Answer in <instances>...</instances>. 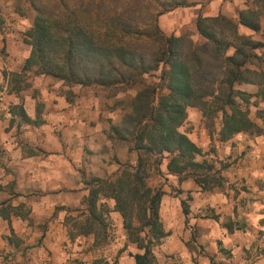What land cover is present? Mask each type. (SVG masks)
Segmentation results:
<instances>
[{
  "label": "trees",
  "instance_id": "obj_1",
  "mask_svg": "<svg viewBox=\"0 0 264 264\" xmlns=\"http://www.w3.org/2000/svg\"><path fill=\"white\" fill-rule=\"evenodd\" d=\"M133 2L56 0L53 8H37L28 40L24 41L29 55L20 73L9 74V93L20 100L10 111L29 121L22 108L25 89L17 85L29 74L52 77L70 88L135 91L130 111L118 126H110L108 138L130 142L137 153L136 164L126 163L113 179L95 183L86 199V212L79 216L83 220L69 218L66 227L71 240L92 235L96 246L105 233V215L109 212L98 202L102 198L113 200L112 211L121 216L128 242L142 251L129 254L134 264H157L153 248L165 236L159 217L163 192L149 183L160 171L162 161L167 159V172L179 182L192 179L202 191L220 188L224 182L222 169L213 172L214 164L179 131L187 109L198 108L202 119L210 122L220 114L221 142L238 134H260L248 110L252 97L264 101V43L240 34L238 29L241 26L264 39L260 26L264 0H256V7L238 12L237 23L222 15L198 16L195 26L204 39L201 44L185 41L182 36H166L159 26L161 16L189 7V0H153L154 11ZM229 50L232 54L225 55ZM257 50H262L261 56ZM155 71L160 72L158 80L165 91L160 96L159 85L146 82ZM243 84L256 85L259 90L252 95L235 89ZM30 96L35 97L36 92ZM181 208L187 217L189 211L183 201Z\"/></svg>",
  "mask_w": 264,
  "mask_h": 264
},
{
  "label": "crops",
  "instance_id": "obj_2",
  "mask_svg": "<svg viewBox=\"0 0 264 264\" xmlns=\"http://www.w3.org/2000/svg\"><path fill=\"white\" fill-rule=\"evenodd\" d=\"M189 3L160 17L161 28L167 17L164 34L180 35L186 29L196 33L197 17L218 16L222 7V16L237 23L238 12L251 8L246 0H211L203 7L197 0ZM16 25L14 30L21 29L20 22ZM260 26L264 28L261 19ZM13 37L0 36L10 74L20 73L29 55L24 42ZM5 85L12 88L8 79ZM8 89L10 117L0 110V264H80L79 240L85 237L71 240L66 220L82 216L94 184L113 179L126 163L135 165L137 153L130 144L108 138L110 126L119 124L102 120L110 116L86 88L34 77L31 89L36 96L26 94L22 101L28 122L11 113L20 100ZM235 89L252 95L259 90L252 84ZM191 110L188 125L194 130L185 134L204 153L211 140L197 138V114ZM255 123L264 128V116ZM217 134L214 152L204 154L208 161L224 165L222 187L202 191L192 179L179 182L166 164L160 166L168 180L153 186L163 192L159 217L165 236L153 248L157 264H264V135L238 134L221 142ZM101 203L120 235L109 251L120 253L119 264H134L127 252L118 250L127 242L121 216L112 211L114 201L102 198ZM87 237L93 243L94 237Z\"/></svg>",
  "mask_w": 264,
  "mask_h": 264
},
{
  "label": "rangeland",
  "instance_id": "obj_3",
  "mask_svg": "<svg viewBox=\"0 0 264 264\" xmlns=\"http://www.w3.org/2000/svg\"><path fill=\"white\" fill-rule=\"evenodd\" d=\"M127 1L129 2L131 0H127ZM197 1L200 2L203 7V6L208 5L211 0H197ZM255 1L256 0H246V3L249 7L254 8L256 7V4L254 3ZM133 3H135L136 5L139 4L141 9L151 10V11L156 10V6L153 3V0H135V2ZM55 4H56V0H0V36L4 38L5 35L11 34L12 36H14L13 39L18 38L19 40H22L23 42L25 40H28L27 34L32 28L33 19L36 15V9L37 8H43V9L53 8L55 7ZM221 10L219 11V15L221 14ZM224 10H226V8ZM228 13H232V12H228ZM199 16L203 17L202 15H199ZM227 18L234 22L232 17H227ZM163 19H164V24L162 23V28L159 22V26H160L162 33H164L165 27L168 26L167 17L165 18L163 17ZM260 19L264 24V16H262V18ZM17 21L20 22V25L18 26H20L21 29L14 30V27L17 26L16 25ZM238 31L240 34L246 35L254 41L264 43V39L262 38L261 34H253L243 29H238ZM171 35L176 36V37L182 36L185 39V41L191 40V42H193L194 44H201L204 42V39L201 38L197 34V32L193 33L189 29L181 30L180 35H176L174 34V32L171 33ZM166 36H169V35H166ZM3 41L4 40H1L0 38V89L3 88L4 86H7L5 85L7 82V79L10 80V76H9L10 71H8L9 69L5 65V58L8 55V52L3 47L4 46ZM25 49H27L28 51L30 50L29 46L26 44H25ZM145 51L147 53L146 49ZM152 51L153 49L151 48L150 50H148V53H151ZM232 52H233L232 50H229L226 52L225 55H231ZM255 53L258 56H261L262 50L260 51L257 50ZM159 76H160V72L155 71V72H151L150 75L146 77V82L148 84L159 85L157 96H160L165 93V91L160 86L161 83L158 80ZM33 78L34 77L32 76V74H29V75L24 76L22 78L23 80L21 79L19 80V82H17V85H20L21 87L25 89L23 94H28V95L33 94L34 90L31 89ZM25 86H29V87H27L26 89ZM7 89H8V86H7ZM86 90L92 92L95 96H97L100 99V104L102 106L103 111H105L107 115L110 116L109 119L105 117L102 118L103 121L108 122V125H110L111 121L116 122V125L120 124L124 114L130 111V102L135 94L134 90L116 91V89H113V90L104 91L98 87H87ZM250 102H251V105L249 106L248 117L258 127V129L260 130V134L264 135V128L259 126L257 123H255L257 119H262V117L264 116V101H257L255 98V99H251ZM190 109H192L197 114V117H194L196 120H193V122L197 124L196 132H195L197 138L199 139L201 136H207L211 140V142L209 143L204 153L206 154L213 153L215 150L213 147L214 146L213 136L217 134L216 131L218 129L220 130L221 115L220 114L216 115L210 122L208 120L206 121L202 119L201 111L198 108H188L186 120L183 126L179 129V131L184 134L192 133V131L194 130V126L188 125V122H190L189 121ZM209 124H212V125L208 127ZM246 135L251 136L254 134H246ZM125 143L126 145L130 144V142H125ZM203 158L207 160L205 158V154L203 155ZM203 158H198L197 160L200 161ZM208 162L214 164L215 167L212 170L213 172L218 171V169H222L224 166L222 163L215 164L212 161H208ZM165 164H167V159H164L162 161L161 166L163 167ZM163 178L164 176L160 173V171L157 173H154L151 177L149 185L151 187L160 186L162 183V181L160 182V180H162ZM164 180L167 181L168 179L164 178ZM153 188L157 189V187H153ZM107 217L108 216L106 214L105 215V224H106L105 233H103V235L100 237V239L98 240V244L96 246L94 245V241L93 243H91V240H90L91 238L85 237L84 239L79 240L80 242L79 243L80 244L79 254L82 255L81 260L79 261L80 264H95V262H98V261L108 262L110 264L112 263L119 264L118 257L120 253L114 255L112 254V252L109 251L108 247L112 243L120 242V235L117 232L118 229L114 226L115 224L114 220L107 218ZM79 220H83V218L79 217ZM122 229H123V234L125 235L127 243L123 244L121 240L122 243L119 244L118 250H120V252L125 251L127 252V254H136V253L142 254V251L136 248V244L128 242L126 232L123 228V225H122Z\"/></svg>",
  "mask_w": 264,
  "mask_h": 264
},
{
  "label": "built area",
  "instance_id": "obj_4",
  "mask_svg": "<svg viewBox=\"0 0 264 264\" xmlns=\"http://www.w3.org/2000/svg\"><path fill=\"white\" fill-rule=\"evenodd\" d=\"M7 95V88L3 87L0 89V110L4 111L5 114L10 117L9 115V105L5 102V97Z\"/></svg>",
  "mask_w": 264,
  "mask_h": 264
}]
</instances>
